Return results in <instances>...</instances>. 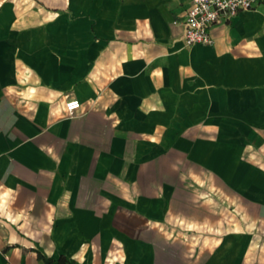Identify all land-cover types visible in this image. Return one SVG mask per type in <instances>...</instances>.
Here are the masks:
<instances>
[{
  "label": "crops",
  "instance_id": "0c3cea01",
  "mask_svg": "<svg viewBox=\"0 0 264 264\" xmlns=\"http://www.w3.org/2000/svg\"><path fill=\"white\" fill-rule=\"evenodd\" d=\"M188 3L0 0V264H264V2Z\"/></svg>",
  "mask_w": 264,
  "mask_h": 264
},
{
  "label": "built area",
  "instance_id": "2783aa9c",
  "mask_svg": "<svg viewBox=\"0 0 264 264\" xmlns=\"http://www.w3.org/2000/svg\"><path fill=\"white\" fill-rule=\"evenodd\" d=\"M188 9L184 19V42L186 46H209L213 44L211 31L238 13L251 11L264 0H187ZM81 102L71 98L65 104L67 118L75 117Z\"/></svg>",
  "mask_w": 264,
  "mask_h": 264
},
{
  "label": "trees",
  "instance_id": "16d2710c",
  "mask_svg": "<svg viewBox=\"0 0 264 264\" xmlns=\"http://www.w3.org/2000/svg\"><path fill=\"white\" fill-rule=\"evenodd\" d=\"M39 258L45 264H73L65 256H62L58 260H55V259H52V258H48L45 255H43L41 252H39Z\"/></svg>",
  "mask_w": 264,
  "mask_h": 264
},
{
  "label": "rangeland",
  "instance_id": "374dc122",
  "mask_svg": "<svg viewBox=\"0 0 264 264\" xmlns=\"http://www.w3.org/2000/svg\"><path fill=\"white\" fill-rule=\"evenodd\" d=\"M200 236V238L202 239V240H204L207 236H211V235H209V234H202V235H199ZM206 240V239H205Z\"/></svg>",
  "mask_w": 264,
  "mask_h": 264
}]
</instances>
